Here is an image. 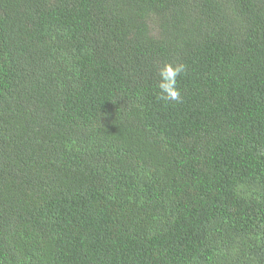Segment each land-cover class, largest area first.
I'll return each mask as SVG.
<instances>
[{"label": "trees", "instance_id": "1", "mask_svg": "<svg viewBox=\"0 0 264 264\" xmlns=\"http://www.w3.org/2000/svg\"><path fill=\"white\" fill-rule=\"evenodd\" d=\"M0 264H264V0H0Z\"/></svg>", "mask_w": 264, "mask_h": 264}, {"label": "clouds", "instance_id": "2", "mask_svg": "<svg viewBox=\"0 0 264 264\" xmlns=\"http://www.w3.org/2000/svg\"><path fill=\"white\" fill-rule=\"evenodd\" d=\"M185 71V65H171L165 63L159 71L160 80L157 84L159 89V98L163 101H179L181 99L180 91L177 87V77Z\"/></svg>", "mask_w": 264, "mask_h": 264}]
</instances>
